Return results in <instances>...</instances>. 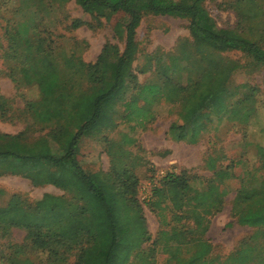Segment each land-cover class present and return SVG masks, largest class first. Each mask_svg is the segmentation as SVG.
<instances>
[{"label": "trees", "instance_id": "1", "mask_svg": "<svg viewBox=\"0 0 264 264\" xmlns=\"http://www.w3.org/2000/svg\"><path fill=\"white\" fill-rule=\"evenodd\" d=\"M74 1L84 11H96L99 16L120 15L125 31L123 49L106 42L95 62H85L72 50L59 51L54 45L55 36L44 28L26 42L20 29L12 24V17L8 19L0 35L6 42L5 55L14 63L8 75L16 85L21 80L34 85L37 98L25 102L22 109L16 108V115L10 104L1 103L0 117L24 116L40 127L30 130L27 123L17 133L0 131V176L18 175L35 186L51 184L75 192L83 204L75 208V216L69 215L74 232L67 231L68 223H60L58 230L50 231L45 222L3 216L0 236H8L13 229L23 230L21 248L33 262V256L41 254L44 264H67L71 257L73 264H119L120 255H131L141 264H149L158 254L165 255L164 264H205L213 245L204 234L209 215L221 210L226 189L218 180L228 174V166L217 168L209 162L208 168L216 169L205 189L195 187L183 174L164 176L153 189L154 199L147 201L150 206L160 204L156 214L161 228L152 242L142 247L141 243L150 241L151 236L144 226L142 204L128 189L138 183L134 170L127 165L113 166L108 171L85 168L78 158L81 141L115 128L118 104L123 108L121 121L133 127L152 118L155 102L175 103L181 111L180 122L172 121L168 129L177 140L196 142L199 133L222 117L248 123L255 114L251 105L255 88L236 97L235 89L229 88L236 63L211 48L240 51L255 64L263 65L264 0H258L262 7L258 16L232 28L216 24L205 0ZM8 2L0 0V9H5ZM146 13L187 19L194 44L192 59L184 67L174 61L154 65L155 73L162 78L159 83H139L133 71L138 52L136 28ZM81 24L79 19L71 22L73 28ZM119 28L116 24L117 33ZM184 69L190 70L194 78L189 75L186 83L172 78ZM147 70H151L150 64L141 67V73ZM45 128L47 131L42 133ZM258 152L262 162L239 177L231 208L238 224L256 228L264 227V148L259 147ZM1 209L7 212V208ZM250 239L243 240L223 264L254 262L252 255L264 250V241L255 244ZM258 264H264V258Z\"/></svg>", "mask_w": 264, "mask_h": 264}, {"label": "rangeland", "instance_id": "2", "mask_svg": "<svg viewBox=\"0 0 264 264\" xmlns=\"http://www.w3.org/2000/svg\"><path fill=\"white\" fill-rule=\"evenodd\" d=\"M204 5L216 24L225 28L236 27L238 22L258 16L262 10L258 0H205ZM15 7L21 8L14 11ZM11 17L15 29H20L26 42L35 39L44 28L52 33V37L55 36L54 45L59 51L68 53L72 50L85 62H95L106 42L121 50L124 46L125 31L120 15L107 18L99 16L96 11L86 12L74 0H9L7 7L0 9V35L3 25ZM74 19L82 21L77 28L71 26ZM116 24H120L118 33ZM187 26L188 20L182 17L151 13L142 16L135 34L138 52L132 64L139 83L162 81L155 73L156 64L164 66L174 61V64L184 67L189 63L194 44ZM5 44L0 37V95L3 97L0 104H10L14 110L22 109L25 102L37 98V90L23 80L18 85L11 80L8 71L14 63L5 55ZM211 50L236 63L237 69L229 81V88L235 89L236 97H242L255 88L251 98L255 114L248 123L241 124L222 117L215 119L206 132L199 133L196 142L177 140L168 129L172 121L180 122L181 111L175 103L155 102L152 118L144 125L133 127L132 123L121 121L123 108L118 104L116 127L83 138L78 158L85 168L108 171L113 166L127 165L134 170L138 183L128 189L142 204L144 226L151 236L150 241L141 243L142 247L150 244L161 228L156 214L160 204L150 206L148 203L154 199L153 189L164 176L169 173L183 174L191 179L195 187L205 189L214 179L216 169L208 168V163L213 162L215 167L223 169L228 166V174L218 180L226 189L222 194L221 210L209 215L208 230L204 234L213 245L205 264H223L243 240L253 238L250 242L255 244L264 241V227L240 225L231 212L235 191L240 185L239 177L262 162L258 148H264V64H255L240 51ZM149 60L150 63H147ZM149 64L151 70L141 73V67ZM189 75L194 78L190 70L184 69L176 71L172 78L186 83ZM14 113L16 115V110ZM27 118L0 117V131L17 133L27 123L30 130L40 127ZM46 131L47 128L42 133ZM82 204L75 192L51 184L35 186L29 179L18 175L0 176V218L24 216L28 220L45 222L50 231H55L60 223H68L69 215L75 216V208ZM1 208H7V212L2 213L4 209ZM70 224L66 226L67 231L74 232ZM24 234L21 229H13L8 236H0V264H44L41 254L34 255L33 262L21 248ZM76 238L85 239L83 236ZM252 257L255 261L251 264L261 263L264 250ZM165 258L164 254H158L149 264H164ZM119 259V264H141L131 255H120ZM73 261L71 257L67 264H73Z\"/></svg>", "mask_w": 264, "mask_h": 264}]
</instances>
